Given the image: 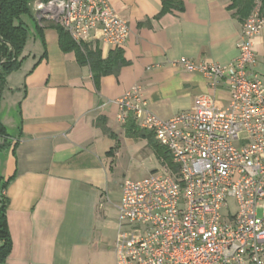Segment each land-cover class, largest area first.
<instances>
[{
  "label": "crops",
  "instance_id": "0c3cea01",
  "mask_svg": "<svg viewBox=\"0 0 264 264\" xmlns=\"http://www.w3.org/2000/svg\"><path fill=\"white\" fill-rule=\"evenodd\" d=\"M181 1L183 12L156 18L162 0H109L130 28L120 49L128 65L98 83L73 53L59 49L49 23L43 25V58L35 32L31 46L27 38L22 64L6 77L0 99V120L9 136L0 148V178H12L0 190L12 242L4 264H102L109 247L115 255L120 195L116 221L106 220L100 202L121 140L134 139L117 120V101L132 86L141 88L148 109L163 120L189 111L201 94L227 103L226 87L212 89L204 75L176 62L229 64L238 55L242 22L228 10L230 0ZM253 46L255 72L264 84V26ZM97 47L102 58L114 51ZM98 118L110 135L96 126Z\"/></svg>",
  "mask_w": 264,
  "mask_h": 264
},
{
  "label": "built area",
  "instance_id": "2783aa9c",
  "mask_svg": "<svg viewBox=\"0 0 264 264\" xmlns=\"http://www.w3.org/2000/svg\"><path fill=\"white\" fill-rule=\"evenodd\" d=\"M30 8L36 22L59 25L78 46L117 50L129 37L109 0H35ZM263 26L252 11L229 64L176 62L210 88L226 87L227 103L201 94L189 111L163 120L137 85L117 101L118 122L132 116L153 133L171 166L121 186L114 264H264V84L253 48Z\"/></svg>",
  "mask_w": 264,
  "mask_h": 264
},
{
  "label": "trees",
  "instance_id": "16d2710c",
  "mask_svg": "<svg viewBox=\"0 0 264 264\" xmlns=\"http://www.w3.org/2000/svg\"><path fill=\"white\" fill-rule=\"evenodd\" d=\"M30 1L0 0V99L5 87L6 77L10 73L17 71L24 59L22 52L29 31L28 25L23 20L24 17L32 19L34 32L44 49L41 58L46 55L43 37L44 26L33 18L30 10ZM227 8L232 11L233 16L240 22H243L256 9L264 17V0H230ZM183 10L184 6L181 0H162L161 10L156 18L172 11L181 13ZM48 26L53 27L57 32L59 49L63 53H73L79 66H87L95 83H98L99 79L104 76H117L120 69L128 65V61L125 60L123 52L120 49L111 51L106 58H102L101 50L97 46H78L59 25L48 24ZM95 124L104 133L110 135L103 118H98ZM124 130L127 138L147 140L158 162L162 165L171 166V157L167 150L156 143L153 133L139 128L132 116L124 124ZM8 137L6 129L0 120V138L4 139V144L0 148L6 144ZM117 148L118 144L114 148H110L108 154L113 155ZM11 179L9 178L4 181L0 178L1 192L7 187ZM6 208L7 199L3 194H0V264H4L12 249L6 220Z\"/></svg>",
  "mask_w": 264,
  "mask_h": 264
},
{
  "label": "rangeland",
  "instance_id": "374dc122",
  "mask_svg": "<svg viewBox=\"0 0 264 264\" xmlns=\"http://www.w3.org/2000/svg\"><path fill=\"white\" fill-rule=\"evenodd\" d=\"M258 10V9H256ZM23 20L28 25V40L30 46L33 42L34 26L33 21L29 17H24ZM42 25H47L43 23ZM11 133V129H8ZM114 140L111 145H114ZM118 148L116 149V151ZM120 154L115 161L114 171L109 181L108 189L106 194L103 193L101 198V210H104L106 220L116 221L117 212L114 208L115 202L118 200L120 195L121 186L126 180H138L146 176L149 172L158 169L162 166L161 163L156 159L151 145L147 140L143 139H125L123 138L120 142ZM105 236L110 237L109 231H105ZM109 251L112 248L109 247ZM107 251L101 261L102 264H114L115 255L112 252Z\"/></svg>",
  "mask_w": 264,
  "mask_h": 264
},
{
  "label": "water",
  "instance_id": "95a60500",
  "mask_svg": "<svg viewBox=\"0 0 264 264\" xmlns=\"http://www.w3.org/2000/svg\"><path fill=\"white\" fill-rule=\"evenodd\" d=\"M4 144V139L0 138V146Z\"/></svg>",
  "mask_w": 264,
  "mask_h": 264
}]
</instances>
